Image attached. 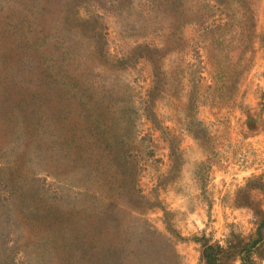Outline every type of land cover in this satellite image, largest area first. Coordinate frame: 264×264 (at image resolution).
<instances>
[{"label": "rangeland", "instance_id": "1", "mask_svg": "<svg viewBox=\"0 0 264 264\" xmlns=\"http://www.w3.org/2000/svg\"><path fill=\"white\" fill-rule=\"evenodd\" d=\"M206 246L264 264V0H0V264Z\"/></svg>", "mask_w": 264, "mask_h": 264}, {"label": "trees", "instance_id": "2", "mask_svg": "<svg viewBox=\"0 0 264 264\" xmlns=\"http://www.w3.org/2000/svg\"><path fill=\"white\" fill-rule=\"evenodd\" d=\"M210 249H211L210 246H206L205 249H204V257H206V259L208 260V262L211 263V264H217L218 261L221 262V258H217L216 255H214L212 253H209V250ZM244 264H246L245 261H244Z\"/></svg>", "mask_w": 264, "mask_h": 264}]
</instances>
